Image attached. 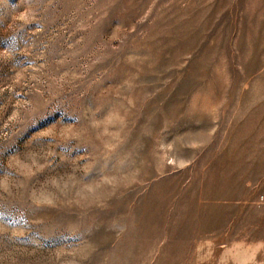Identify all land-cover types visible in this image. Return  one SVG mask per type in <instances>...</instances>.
Masks as SVG:
<instances>
[{
  "label": "rangeland",
  "instance_id": "374dc122",
  "mask_svg": "<svg viewBox=\"0 0 264 264\" xmlns=\"http://www.w3.org/2000/svg\"><path fill=\"white\" fill-rule=\"evenodd\" d=\"M0 264H264V0H0Z\"/></svg>",
  "mask_w": 264,
  "mask_h": 264
}]
</instances>
